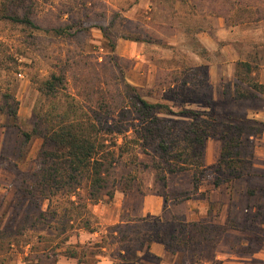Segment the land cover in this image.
Returning <instances> with one entry per match:
<instances>
[{"label": "rangeland", "instance_id": "374dc122", "mask_svg": "<svg viewBox=\"0 0 264 264\" xmlns=\"http://www.w3.org/2000/svg\"><path fill=\"white\" fill-rule=\"evenodd\" d=\"M25 5L41 30L0 21V264H57L60 258L79 264H264V133L257 134L264 119H244L245 111L264 110V102L235 106L232 118L215 113L206 67L223 65L226 56L221 44L208 53L195 40L200 16H222L227 27L254 40L244 50L251 53L245 64L255 71L264 0ZM20 7L0 0V14H23ZM239 68L242 80L252 82L247 68ZM139 97L175 115L208 112L216 119L153 113L165 123L169 154L181 152L186 171L165 173L154 152L158 139L145 137ZM206 123L242 128L240 138H227L240 156L221 163L222 170L198 167L203 156L188 155L186 128L205 130ZM62 127L76 129L107 161L114 155L97 200L89 198L86 172H73L67 154L48 139ZM208 131L207 139L222 132L220 126ZM214 182L219 194L212 192ZM152 194L164 199L163 214L143 212V199ZM186 195L207 198L203 218L168 215L167 206ZM180 224L189 225L183 233ZM157 242L162 257L151 250Z\"/></svg>", "mask_w": 264, "mask_h": 264}, {"label": "crops", "instance_id": "0c3cea01", "mask_svg": "<svg viewBox=\"0 0 264 264\" xmlns=\"http://www.w3.org/2000/svg\"><path fill=\"white\" fill-rule=\"evenodd\" d=\"M251 16H248V19ZM253 19H257L256 14H254ZM203 24H199L195 34V40L199 46L203 47L208 53H212L221 44V52L226 56L222 64H211L206 67V78L207 83L210 85V100L215 101L218 105L215 106V113L218 115L220 113L224 114L225 117H233L237 114L235 106L241 104L252 103L253 105H258L260 102H264V96L256 93L253 90V84H264V39L256 41L257 53L256 56L259 60L258 68L254 71L252 68L250 71L246 72L249 77L253 79L252 82H244L241 78L240 63H246L251 57L249 51H245L246 43L253 45L252 37L249 39V35L241 34L237 32V26L227 27L225 25V20L222 16H200ZM252 19V18H251ZM197 21V20H196ZM243 46V48H242ZM258 50H261L259 53ZM255 53V52H254ZM253 53V54H254ZM259 55V57H258ZM245 87L246 93L240 92L239 85ZM252 84V85H251ZM240 85V87H242ZM244 89V88H242ZM243 95V96H242ZM224 108V112H220L218 108ZM258 108V107H256ZM245 111L244 119L246 121H257L259 119H264V110L262 107L255 109L254 111ZM242 114V113H240ZM239 115V114H238ZM251 123V122H250ZM264 133V130L262 131ZM253 135H250L249 139H254ZM261 143V142H259ZM258 143L255 146V154L257 152ZM223 143L217 137L209 138L205 140L203 146V168L215 167L219 163L221 150ZM261 150L264 151L261 147ZM256 167V166H255ZM252 169V167H251ZM178 186V184H177ZM219 186L212 190L213 193H220ZM180 190V189H179ZM200 193L201 190H198ZM200 195V194H196ZM189 196V195H187ZM208 200L200 198H191L181 201L180 203L170 204L167 206L168 215H184L188 222L195 221L197 219L203 218L206 215L207 210L204 206ZM165 204L164 199L156 194L147 195L143 199V212L150 215H160L163 214V206ZM151 250L158 256H163L164 249L163 244L158 243L153 245ZM57 264H79L73 258H60ZM96 264H102L97 262Z\"/></svg>", "mask_w": 264, "mask_h": 264}, {"label": "trees", "instance_id": "16d2710c", "mask_svg": "<svg viewBox=\"0 0 264 264\" xmlns=\"http://www.w3.org/2000/svg\"><path fill=\"white\" fill-rule=\"evenodd\" d=\"M28 0H12V3L16 2L19 6L23 7V14H18L17 11L13 13H2L0 14V21H7L11 24H18L23 25L26 27H30L35 30H41V28L36 25L29 16L30 9L27 8L25 5ZM20 7V8H21ZM100 31H103L102 28H99ZM52 32L54 35L58 36L61 35V31L58 29H53ZM239 66H244L247 68V72L250 71V68L245 64L241 63ZM51 79H55L52 77ZM252 85V84H251ZM253 90L264 96V84H253ZM243 96V95H242ZM139 105H140V112L142 114V120L141 125L144 126V130L147 133L145 137H153L158 139V142L156 143V146L154 147V152L159 155L160 160L164 162L165 166V173L171 174L176 172H183L186 171V168L184 167V162H181V158L183 154L179 152V154L173 156L169 154V144L166 142V140L163 138V129H165V123L162 120L157 119L153 116V113L155 110L161 114L165 115H175L174 112L171 111V109L162 104H150L143 100L142 98H138ZM15 113L13 117H15ZM179 116H188L191 117L194 121L198 120L200 118H205L210 122H215L216 119L211 116L210 113H199V112H193V111H186L182 110L178 114ZM175 115V116H176ZM207 129L199 130V128L196 125H192L186 128V142L188 143L189 151L188 155L191 157H195L196 155H199L200 158L203 154V146L205 140L210 137L209 135V129L216 128L218 126L221 127L220 134L217 136L218 139L221 140L223 143V147L221 150L220 160L217 164L216 168L219 169L221 167V163L229 161H236L237 158H239L240 154L238 152H234L229 146V143L232 142V140L228 141L227 138L230 136V133H234L236 137L240 138L242 135V128H239L237 126H225L220 124H205ZM262 131H258V135L261 134ZM216 137V135H213ZM25 137L27 140L30 139V135L25 134ZM48 139H50L52 142H55L58 146V152H63L67 154V157L69 158L70 168L73 172L81 173L82 171L87 175V181H88V195L91 200H97V198L100 196L103 189L106 187L107 183V176H108V169L112 167V161L114 155L111 154V159L107 161V157H104L103 155H100V152L98 148H96V145L89 144V142L83 138L82 134H78L76 132V129H73L72 127H69V129L66 128H58L54 130L50 136H48ZM146 139V138H145ZM235 142V140H234ZM64 146H67L66 150L63 149ZM119 147L118 149H120ZM238 151L240 150V144ZM119 151V157L121 156V152ZM184 151V150H183ZM172 161L180 162V164L175 163L173 164ZM191 166V165H190ZM198 167H203L202 162L198 163ZM242 167V166H239ZM212 168V167H210ZM235 170H241L240 168L233 169L232 172ZM231 172V173H232ZM230 175V174H229ZM240 174H236L237 177ZM213 186L217 187V182L213 183ZM109 198L112 196L111 193L107 194ZM189 199V196H184L178 202L185 201ZM188 224H180L179 229L181 233L184 232L185 227H188ZM192 226H195L193 224ZM172 237V236H171ZM158 241V240H155ZM161 243V242H158Z\"/></svg>", "mask_w": 264, "mask_h": 264}]
</instances>
